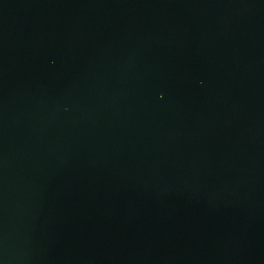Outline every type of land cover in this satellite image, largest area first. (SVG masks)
Segmentation results:
<instances>
[{"label":"water","instance_id":"1","mask_svg":"<svg viewBox=\"0 0 264 264\" xmlns=\"http://www.w3.org/2000/svg\"><path fill=\"white\" fill-rule=\"evenodd\" d=\"M0 264H264V0H0Z\"/></svg>","mask_w":264,"mask_h":264}]
</instances>
